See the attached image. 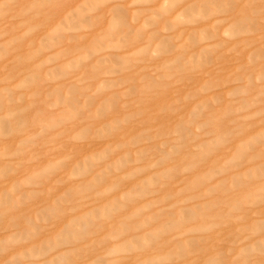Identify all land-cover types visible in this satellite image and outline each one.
Returning a JSON list of instances; mask_svg holds the SVG:
<instances>
[{
	"label": "rangeland",
	"instance_id": "374dc122",
	"mask_svg": "<svg viewBox=\"0 0 264 264\" xmlns=\"http://www.w3.org/2000/svg\"><path fill=\"white\" fill-rule=\"evenodd\" d=\"M0 264H264V0H0Z\"/></svg>",
	"mask_w": 264,
	"mask_h": 264
}]
</instances>
